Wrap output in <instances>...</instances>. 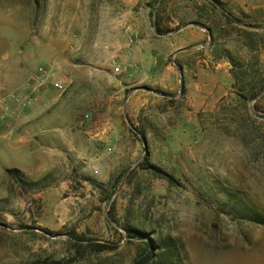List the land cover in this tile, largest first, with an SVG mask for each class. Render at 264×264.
I'll list each match as a JSON object with an SVG mask.
<instances>
[{
  "label": "rangeland",
  "instance_id": "1",
  "mask_svg": "<svg viewBox=\"0 0 264 264\" xmlns=\"http://www.w3.org/2000/svg\"><path fill=\"white\" fill-rule=\"evenodd\" d=\"M219 1L0 0V99L34 97L0 125V264H264V0Z\"/></svg>",
  "mask_w": 264,
  "mask_h": 264
},
{
  "label": "crops",
  "instance_id": "2",
  "mask_svg": "<svg viewBox=\"0 0 264 264\" xmlns=\"http://www.w3.org/2000/svg\"><path fill=\"white\" fill-rule=\"evenodd\" d=\"M122 1L126 6H132L134 5L138 0H120ZM240 10V13L242 14H248V13H251L252 14V17L254 18V20L256 21H259V20H263L264 19V12H263V8L261 7V5H255V6H252V7H249L247 5H244L242 7H239L238 8ZM235 13V12H234ZM144 14H148V8H145L144 10ZM235 15H239V13H235ZM186 26L182 27L181 30H185ZM202 31V30H200ZM200 33H203V32H200ZM209 36L208 35H205V34H202L200 37H199V40L196 41V42H199V41H204V40H209ZM179 49H184V47L182 48H179ZM182 51L178 52L177 56L180 57ZM152 55V52L150 53ZM52 87V86H51ZM53 89L52 91H48L47 93L45 92V94H40L39 96V104L40 102H42L44 104V106H47V105H51L49 103H51V100H50V97L52 96L53 93ZM48 107H45V110H41L38 105H37V108L33 111V112H30V113H27L26 116H24V119H25V123H28L30 121H34L36 119H38L39 117H41L42 115H45L47 112H48ZM13 133V130H10L9 132H7V134L5 135V137L7 138H10L11 135Z\"/></svg>",
  "mask_w": 264,
  "mask_h": 264
},
{
  "label": "trees",
  "instance_id": "3",
  "mask_svg": "<svg viewBox=\"0 0 264 264\" xmlns=\"http://www.w3.org/2000/svg\"><path fill=\"white\" fill-rule=\"evenodd\" d=\"M212 1L217 5H221V2L219 0H212ZM154 27L156 28L157 32H160L158 27H156L155 25H154ZM7 173L11 174L14 177L23 176L22 173L17 169H9V170H7ZM251 211L252 210L249 209V211L247 213L248 215L244 214L245 216H243L244 217L243 219H247L251 222L264 225V218H262L259 214L255 213L253 211L251 212ZM126 232H127V235L129 238L144 239V238L148 237V235L145 232H141L139 230L132 229V228L126 229ZM144 244H145V253L146 254L141 259L137 260L135 262V264H149L154 258V250L155 249L152 247L151 241L148 240ZM163 245H164V247L159 243L157 247H160L163 251L167 250L166 252H168V253H170V251L172 252L173 248H172L171 244H169L168 242H164Z\"/></svg>",
  "mask_w": 264,
  "mask_h": 264
},
{
  "label": "built area",
  "instance_id": "4",
  "mask_svg": "<svg viewBox=\"0 0 264 264\" xmlns=\"http://www.w3.org/2000/svg\"><path fill=\"white\" fill-rule=\"evenodd\" d=\"M116 71H118V69H116ZM35 79L38 80L40 84L44 83V81L48 79V77L45 76V70L43 68L37 71ZM66 87V82L63 79H59L53 83V88L56 91L63 92L65 91ZM10 100L19 103L21 108H25L30 106L34 102V97L31 92L21 98L17 94H9L2 97L0 99V125L7 122V114L4 111L6 110V106L8 105V102Z\"/></svg>",
  "mask_w": 264,
  "mask_h": 264
},
{
  "label": "water",
  "instance_id": "5",
  "mask_svg": "<svg viewBox=\"0 0 264 264\" xmlns=\"http://www.w3.org/2000/svg\"><path fill=\"white\" fill-rule=\"evenodd\" d=\"M194 26H196V25H194Z\"/></svg>",
  "mask_w": 264,
  "mask_h": 264
}]
</instances>
